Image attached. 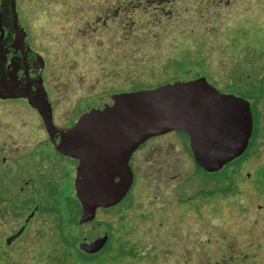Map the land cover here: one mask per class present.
I'll return each mask as SVG.
<instances>
[{
    "label": "rangeland",
    "instance_id": "374dc122",
    "mask_svg": "<svg viewBox=\"0 0 264 264\" xmlns=\"http://www.w3.org/2000/svg\"><path fill=\"white\" fill-rule=\"evenodd\" d=\"M17 2L25 39L43 61L45 88L59 124L76 118L74 109L81 100L84 109L91 98L105 95L103 91L171 77L173 72H168L166 65L181 55L203 59L207 80L221 88L231 80L232 72L245 71L252 80L264 73V32L247 31L253 27L254 17L264 23V0H237L220 9L221 14L216 13L221 18L218 21L215 14L211 16L215 19L203 17L204 20L183 15L182 0L173 6L176 19L169 25L175 38L163 37L161 29L155 26L149 39L156 51L145 55L131 51L118 54V47L111 52L112 39L124 38L119 31L113 33L110 22L88 29L90 37L80 34L73 24L71 0ZM95 7L92 3L89 10ZM184 17L187 21L180 22ZM144 18L148 20L151 15L145 14ZM184 28L192 29L197 37L193 45L183 43L179 36ZM228 28L241 32L240 44L230 45L236 34L225 33ZM170 43L189 45V49L169 48ZM258 107L260 115H264V99ZM37 115L28 99L0 100V144L4 140L8 143L9 134L15 139V147L37 143L40 133H31L30 141L19 135L41 127ZM261 142L257 156L241 169L236 180L238 191L201 199L194 194L201 176L195 172L182 138L171 132L150 140L137 153L138 160H134L137 182L129 206L97 213L99 220L111 222L113 238L120 239L134 252L132 256L124 255L120 264H264V189L255 182L256 170L264 164V136ZM156 143L162 151L151 150ZM47 165L52 167L51 162ZM70 185L75 193L73 179ZM183 191L193 198L184 205V215L180 217L183 207L176 198ZM23 220L24 216L16 218L12 225L7 221L0 224V237L17 229ZM53 223V215H36L17 242L10 247L2 244L0 264H59L52 259L60 253L56 245L50 244L51 236L56 234L52 231Z\"/></svg>",
    "mask_w": 264,
    "mask_h": 264
},
{
    "label": "water",
    "instance_id": "95a60500",
    "mask_svg": "<svg viewBox=\"0 0 264 264\" xmlns=\"http://www.w3.org/2000/svg\"><path fill=\"white\" fill-rule=\"evenodd\" d=\"M9 8L10 27L0 34V99L31 97L57 149L77 158L75 186L85 218L123 198L133 181L130 155L151 136L187 134L195 162L206 171L220 169L246 148L249 100L217 90L201 67L154 87L93 97L74 125H56L41 64L26 62L10 42L19 24L17 0H9ZM8 52L12 59L6 64Z\"/></svg>",
    "mask_w": 264,
    "mask_h": 264
},
{
    "label": "trees",
    "instance_id": "16d2710c",
    "mask_svg": "<svg viewBox=\"0 0 264 264\" xmlns=\"http://www.w3.org/2000/svg\"><path fill=\"white\" fill-rule=\"evenodd\" d=\"M73 2L72 11L73 15V24L77 31L82 35H91L87 32L88 29H93L97 24L108 25L110 22L111 30L113 33L121 32L123 34L124 40L116 41L112 39L111 52L117 50L118 54L136 52L142 53L143 55L149 53L154 54L156 51L153 41H150V33L152 29L160 28L162 31L163 37L167 35L170 37L172 28L169 27L170 24H173L172 21L176 19L174 17L173 6L180 3L182 0H102V4L96 3L101 2V0H71ZM237 2V0H185V8L183 9V15L194 16L199 18H208L213 14L220 13V9L228 7L231 3ZM250 2V1H249ZM92 3H95V9H90L89 7ZM250 4V3H249ZM171 6L172 8H166ZM105 6V7H104ZM96 10V11H95ZM17 13L19 14V6L17 2ZM145 14L151 15V18L148 20L144 18ZM180 14V13H179ZM221 14V13H220ZM243 14V12L241 13ZM186 17V16H185ZM185 17L180 20V22H186ZM203 18V20H204ZM216 18V19H215ZM215 21L220 20V17H215ZM257 17H254L252 22L253 27L247 29L248 33L250 30H256L258 32H264V23L258 22ZM179 21V20H178ZM162 23L165 24L162 25ZM11 24V13L9 8V0H0V34L4 35ZM94 24V26H92ZM107 27V26H106ZM149 30V31H148ZM192 29L184 28L180 30L179 36L183 38V43L187 44L190 42V45H193L198 39L194 33L191 32ZM78 32V33H79ZM149 32V33H148ZM178 32V31H177ZM236 34V36L231 37L230 45L240 44L241 32L236 29L228 28L225 33ZM149 34V36H148ZM158 34V33H157ZM238 35V36H237ZM154 36V35H153ZM155 37H158L155 34ZM14 38L21 42L22 45L27 44L28 42L25 39L23 33L22 22L19 21L17 28L14 31ZM175 38V35L171 36V39ZM132 41V42H129ZM133 41L135 43H133ZM152 42V44H150ZM172 42V40L170 41ZM169 48H180V50H188L189 45H178L170 43ZM29 46V45H28ZM114 47H118L114 50ZM133 50V51H132ZM249 52V50H248ZM261 53V52H260ZM264 54V52H262ZM168 63L166 68L168 72L172 71L173 75L165 80L152 83V82H138L131 85L127 89L113 88L109 91H103V94L116 93L121 91H133L141 88H150L156 85L168 82L175 79L180 72L183 70H189L191 67L198 66L201 67L205 75L207 74L205 70V64L203 59L196 57L193 59L188 58L186 55H181L179 58H175ZM245 71H235L230 75L231 80L226 84L227 91L240 95L250 101V109L252 115H259L257 110V105L264 99V73L261 75H256V79H249ZM208 75V74H207ZM88 99V98H85ZM83 112L82 100L78 102L74 109V115H81ZM256 118V117H254ZM256 120V119H255ZM256 123V122H255ZM257 127H254L253 134L249 143L239 157L226 162L221 169L214 172H206L200 166L196 165L197 170L205 176L206 179L211 178H222L223 188L222 192H233L234 184V175L236 173L237 167L240 163L247 159L250 154V149L255 144L257 139ZM184 135V134H183ZM186 136V135H184ZM43 187L42 195L37 200L33 201V204L37 203L38 206L42 209H63L62 217L68 219L67 223L69 225H75L74 217H77L80 214L81 205L78 202L77 198L70 196L69 186L65 180H59V182H49L46 183ZM216 192V188L213 190L205 191L206 194L210 195ZM128 199V198H127ZM126 199V200H127ZM63 222H61L62 224ZM66 224V222H64ZM66 228H62V242L63 244L60 247V254L63 256V261L67 262L69 259H73L70 262L72 264H103L105 262V256L110 255L112 262L115 264H120L123 256L125 254L131 253V251L125 250V245L118 241L119 239H111V244L107 243L104 246H101L99 251L94 253L82 251L75 245V237H70L65 234Z\"/></svg>",
    "mask_w": 264,
    "mask_h": 264
},
{
    "label": "flooded vegetation",
    "instance_id": "af4514ba",
    "mask_svg": "<svg viewBox=\"0 0 264 264\" xmlns=\"http://www.w3.org/2000/svg\"><path fill=\"white\" fill-rule=\"evenodd\" d=\"M10 42H13L15 46L19 48V51L23 53V58L26 62L32 63H40L42 66V83L45 87L44 80V64L42 59H40L39 55L32 49L29 48L27 44L22 45L21 42L14 38V34L10 39ZM6 64H9L12 59V55L8 52L6 53ZM21 75L20 72H18ZM207 79V78H206ZM208 81V80H207ZM212 86H214L217 90L221 92H228L227 88H221L216 82L211 80L208 81ZM33 88V86H32ZM46 89V88H45ZM47 91V90H46ZM48 93V92H47ZM235 94V93H234ZM237 95V94H236ZM49 96V95H48ZM20 99H28L32 105L35 107L34 102L31 97H17V98H6L0 100H12L17 101ZM250 103V101H249ZM52 104V103H51ZM260 104V103H259ZM259 104L257 105V110L259 115H252V129L251 134L248 139L247 144L249 143L251 136L254 131V127H257V139L255 144L250 149V154L247 159L243 160L240 165L237 167L236 173L234 175V184L232 193H235L239 190V186L236 183V180L241 175V169L246 165V163L251 162L258 154L261 148V137L264 136V126L263 120L264 115H260ZM36 109V108H35ZM53 109V107H52ZM37 111V110H36ZM38 113V111H37ZM40 118L41 127L31 131H26L25 133H20V136H24V140L30 141L31 133H40V138L37 143L24 145L23 147H15L13 140H15L12 134H9L7 139L8 143H5V140L2 144H0V224L4 222H10L11 225L15 223L16 218H21L24 216L23 223L17 228L12 230L8 235L4 238L0 237V248H2V244L10 247L15 242H17L22 235L25 233L26 229L29 226V223L33 220L36 215H53L54 223L52 224V231L55 232V235L51 236V243L56 245L58 250L60 251V247L63 244L62 242V228H66L65 234L70 237H75V245L82 249L85 252L94 253L101 249V246L106 245L107 243L111 244V239L113 238L112 224L108 220H99L97 218V213L99 211H111L115 208L125 206H129V201L132 196V192L134 190L135 184L137 182V174L135 172L134 160H138V152L141 151L150 140H158L162 138L164 135H167L171 132L178 134L183 140V148L192 159L195 172L200 174L201 180L197 184L196 196L202 198L215 197L223 194V179L222 178H211L206 179L201 172L197 170V163L194 160L190 145H189V136L183 132L177 130H171L159 135L151 136L143 141L137 148L132 152L129 158V165L133 172V181L131 186L129 187L127 193L123 196V198L113 204L106 207H97L95 209V213L91 218H85L83 216L82 206L80 208V214L77 217H74L75 225H69L67 223L66 218L62 217L63 209H42L38 206L37 203L33 204L34 200H37L41 197L43 187L47 188V182L49 180L51 182H59V180H65L69 186V194L77 198V191L75 193L71 191L70 180L73 179L74 182L76 180V171H77V158L75 156H71L68 154H64L60 152L56 144L51 141L48 132L43 124L41 116L37 115ZM53 116V121L56 125L62 127H68L75 124L76 120L81 116L77 115L75 119L69 120L64 124H59L55 120V116ZM256 117V118H254ZM256 119V120H255ZM256 122V123H255ZM27 132V133H26ZM186 136H184V135ZM25 136H28L25 138ZM153 151H162L161 146L159 144H155L150 147ZM239 157V156H238ZM48 162H51L52 167L49 168L47 165ZM199 166V165H198ZM222 168V167H221ZM220 168V169H221ZM74 169V170H73ZM203 169V168H202ZM204 170V169H203ZM219 170V169H218ZM216 170V171H218ZM206 171V170H204ZM206 172H214V171H206ZM160 174L161 171H158ZM255 182L258 186L264 189V164L260 165L256 170ZM173 178L175 175H171ZM248 176V174H247ZM185 187V185H184ZM216 188V192L213 194H206L205 191L213 190ZM193 195H186V192H178L176 202L183 207L179 216L182 217L184 215V205L192 200ZM128 198V199H127ZM127 199V200H126ZM80 203V202H79ZM81 205V204H80ZM260 208V205H259ZM214 212L213 210H210ZM160 216V214H159ZM123 217V214H120V218ZM61 222H63L61 224ZM66 222V224H64ZM18 233V234H17ZM13 236V238H11ZM202 239L200 238L199 241ZM120 241V239H119ZM122 242V241H120ZM125 245V250L131 251V253L125 255H134V252L131 248H128L127 244L122 242ZM189 254V253H188ZM125 258V257H123ZM54 259L57 263H62L63 256L58 252V255L54 256ZM73 259H69L67 262H70ZM186 263L187 260H184ZM191 262V261H190ZM112 259L110 255L105 256V262L103 264H111ZM96 264V263H90Z\"/></svg>",
    "mask_w": 264,
    "mask_h": 264
}]
</instances>
